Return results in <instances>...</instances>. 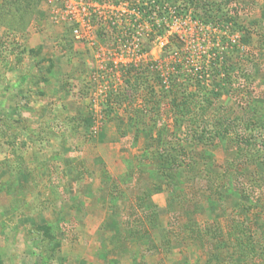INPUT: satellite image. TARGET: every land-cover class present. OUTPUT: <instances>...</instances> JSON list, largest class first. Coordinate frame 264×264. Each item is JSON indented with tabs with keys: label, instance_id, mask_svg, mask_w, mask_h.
Segmentation results:
<instances>
[{
	"label": "rangeland",
	"instance_id": "obj_1",
	"mask_svg": "<svg viewBox=\"0 0 264 264\" xmlns=\"http://www.w3.org/2000/svg\"><path fill=\"white\" fill-rule=\"evenodd\" d=\"M11 1L0 264L247 263L214 252L213 230L233 216L264 226V0H231L221 20L188 0ZM84 14L92 29L78 39ZM170 82L221 99L178 129ZM217 107L236 131L212 141ZM140 108L152 136L136 132Z\"/></svg>",
	"mask_w": 264,
	"mask_h": 264
},
{
	"label": "trees",
	"instance_id": "obj_2",
	"mask_svg": "<svg viewBox=\"0 0 264 264\" xmlns=\"http://www.w3.org/2000/svg\"><path fill=\"white\" fill-rule=\"evenodd\" d=\"M10 1V2H9ZM4 1L0 5L1 8H8L11 7L12 1ZM191 5H194L198 10H200L201 14H206V16L209 19H214V20H221V17L223 15H226L225 13V8L229 6L231 3V0H188ZM227 12V11H226ZM213 21V20H212ZM216 22V21H214ZM4 23V22H2ZM227 76L232 78L231 75L227 73ZM250 77L246 78V80H249ZM240 81V80H239ZM249 82L241 84L242 86L248 85ZM170 85V90L169 94L166 96H170V109L172 111L173 115V120H175L178 125V129L181 128V126L186 123L187 121L191 122L195 118L201 119V121L204 120L206 115H210L207 113V109L211 107H215V103L217 100L221 99L220 93H214V94H208L206 95L205 93H202V84L198 85L197 88L192 89L189 91L187 87L183 85H177L175 82L169 83ZM230 81V85H231ZM238 84V82H237ZM240 84V83H239ZM131 85V84H130ZM132 86V85H131ZM204 90V89H203ZM123 94V95H122ZM129 94V91L126 90L125 93H118L114 95V99L116 100V103L118 105H122L123 101L127 99V95ZM165 96V97H166ZM205 107L206 109H203ZM218 111L220 113H216L215 115L216 120L213 121V125L211 129H208L209 135L207 138L210 140H214L218 137H223L226 138L231 134V130L234 129L236 131L235 125L231 126L228 120H223L222 118V113H224L223 109L221 107H217ZM197 114H195V112ZM223 111V112H222ZM197 115V116H195ZM199 115V116H198ZM149 112L145 108H140V109H134V119L135 122H137V129L136 132L144 130V134L146 136H152L153 135V130L150 125H148V120L150 118ZM214 114L212 113V117ZM225 118V117H224ZM198 121V119H197ZM196 121V122H197ZM140 124L142 127L140 128ZM207 126V125H204ZM164 129L158 128L156 132L157 134V140L161 141L162 139V133ZM177 130V129H176ZM175 130V131H176ZM179 131V130H178ZM146 132V133H145ZM177 135V134H176ZM203 135H205L203 133ZM246 140V137L240 136L239 140H237L238 146L240 143ZM174 161V160H171ZM147 193H144L143 197H141V204L145 203V195ZM251 220H244L240 218L239 216H233V218L229 219L227 222V228L224 230V227H222V224L217 222V225L213 230V244L214 247L212 250L216 252L220 246L227 247L231 250V254L229 255L233 260L234 257L236 256L237 260L238 259H243L245 262L246 260L248 261L245 264H264V226L259 229L258 231L256 230V227L252 223H250ZM262 232L261 238L258 240L257 235L258 233ZM222 232H225L226 234L223 236L221 235ZM208 233L204 232V235ZM240 261V262H243ZM239 262V261H238ZM238 262H234L233 264H239Z\"/></svg>",
	"mask_w": 264,
	"mask_h": 264
},
{
	"label": "built area",
	"instance_id": "obj_3",
	"mask_svg": "<svg viewBox=\"0 0 264 264\" xmlns=\"http://www.w3.org/2000/svg\"><path fill=\"white\" fill-rule=\"evenodd\" d=\"M85 15L88 16L87 14H84L81 15L80 18L76 19V27L74 28L73 31L76 38L78 39H88L90 36L92 27L90 22L87 20V18L84 17Z\"/></svg>",
	"mask_w": 264,
	"mask_h": 264
}]
</instances>
